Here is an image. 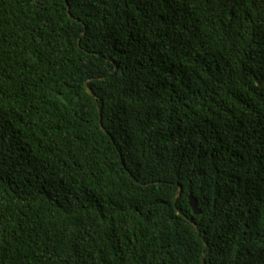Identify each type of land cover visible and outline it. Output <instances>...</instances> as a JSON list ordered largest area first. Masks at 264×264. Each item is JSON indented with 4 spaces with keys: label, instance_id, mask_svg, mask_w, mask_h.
Returning a JSON list of instances; mask_svg holds the SVG:
<instances>
[{
    "label": "trees",
    "instance_id": "16d2710c",
    "mask_svg": "<svg viewBox=\"0 0 264 264\" xmlns=\"http://www.w3.org/2000/svg\"><path fill=\"white\" fill-rule=\"evenodd\" d=\"M0 264H264V0H0Z\"/></svg>",
    "mask_w": 264,
    "mask_h": 264
},
{
    "label": "water",
    "instance_id": "95a60500",
    "mask_svg": "<svg viewBox=\"0 0 264 264\" xmlns=\"http://www.w3.org/2000/svg\"><path fill=\"white\" fill-rule=\"evenodd\" d=\"M189 203L193 209L194 214L198 215L201 214L202 210L199 208L198 201L193 193L189 194Z\"/></svg>",
    "mask_w": 264,
    "mask_h": 264
}]
</instances>
